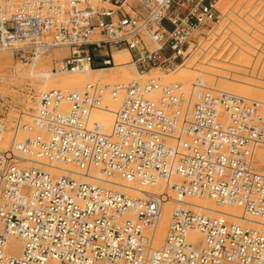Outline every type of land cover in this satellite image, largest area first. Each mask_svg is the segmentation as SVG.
<instances>
[{"label": "built area", "instance_id": "built-area-1", "mask_svg": "<svg viewBox=\"0 0 264 264\" xmlns=\"http://www.w3.org/2000/svg\"><path fill=\"white\" fill-rule=\"evenodd\" d=\"M220 1L1 0L0 54L23 66L48 56L64 74L108 68L126 51L144 77L222 50L245 54L242 78L264 84V0ZM108 99L119 107L104 133L91 120ZM22 115L0 110V143L7 129L13 138L0 149V264H264L263 232L191 208L173 211L154 249L169 197L140 190L159 182L178 201L264 220V175L253 169L264 103L157 78L43 92L28 124ZM27 126L36 134L16 141Z\"/></svg>", "mask_w": 264, "mask_h": 264}, {"label": "rangeland", "instance_id": "rangeland-1", "mask_svg": "<svg viewBox=\"0 0 264 264\" xmlns=\"http://www.w3.org/2000/svg\"><path fill=\"white\" fill-rule=\"evenodd\" d=\"M1 1V0H0ZM236 1H238V0H221V2H220V4H226V5H230V4H232V3H234V2H236ZM239 2H241V1H239ZM58 52H60V51H55V54L56 53H58ZM122 53V52H121ZM121 53H117V51H113V65H111L110 67L112 68V66L113 67H118L117 68V70H115V71H113V72H108V73H105V74H103L104 76H106L105 77V79H107L108 81H102V79L103 78H99L98 80H97V82H95V83H99L100 85H103V86H105L106 84H108V85H113V82H111L112 81V79L113 78H115L116 76H118V74L119 75H123V74H125V76H126V74H127V76H131V78H132V80H140L141 82H145L146 80H148V79H157V77H156V74H158V72H156V71H152V72H150L148 75H146V76H144V77H142V78H137L136 77V72H135V70H134V68L130 65V60H129V58H125L124 57V55L123 54H121ZM224 53V54H223ZM210 53L208 52L207 54H206V56L205 57H202V58H200L198 61H200L199 62V66H197L196 64L194 65V63L197 61V59L198 58H194L189 64H187L186 65V67L188 68H190V70L187 72L188 74L185 76V77H182L180 74H179V69L177 70V71H175L174 73H171V74H169V75H163V74H158V77H159V75H160V77H162V79L163 78H166L167 77V80H168V82L170 83V81H172L171 83H179V84H181L183 87H185V88H189L190 87V85L188 86V85H186L185 84V82L186 83H191V85H193V84H195L199 89H205L206 87H205V85H203V84H201V83H199L197 80V78L199 77H201V76H199V75H201V73H203V72H205V68H204V65L206 64V63H209L208 61H213V62H217L218 63V65L220 64V65H224L223 67H225V66H228L226 63H221V62H218V58L220 57L219 56V54L221 55V57L219 58V59H221V60H225V57H226V59L227 60H229V62H231V61H233V60H236V58H237V60L239 59V61H240V63H242V66H240V67H229L233 72H231V75H233V80H236V81H234V83H231L230 82V80H228V79H225V78H216V77H210V79L209 78H207V80H210V81H212L211 83L212 84H210V81L208 82L209 84H210V86H212V87H210V86H208L209 88H216V87H218V85L220 84V85H222V83H223V81H224V84L227 82V86H228V83L230 84H232L231 85V87L230 88H232V86H234V87H236V90L238 91V89L237 88H239V89H241L243 86H247L248 88H246L247 90H250L251 91V95H253L254 93H256V92H258L256 89H258V90H261V91H263L264 90V84H261V83H257V82H249V81H246L244 78H242L243 76H242V74H245V71L241 68V67H245V65H246V61H247V59L245 58V54L243 55L242 53L240 54V53H238L239 54V56H238V54H237V56H235L236 54H227V52H224V51H218L217 53L215 52L213 55H211V56H208ZM233 55V56H232ZM228 56H229V58H228ZM244 56V57H243ZM62 57V56H61ZM211 57L212 59H209V58ZM55 58H58V57H55ZM205 58H208V59H205ZM213 58L215 59V60H213ZM217 58V59H216ZM233 58H235V59H233ZM231 59H233V60H231ZM242 61H241V60ZM205 60V61H204ZM217 60V61H216ZM220 60V61H221ZM222 61V62H226L227 60H225V61ZM243 60H244V62H243ZM205 62V63H204ZM229 62H227V63H229ZM129 63V66L127 65ZM203 63V64H202ZM124 64V65H123ZM191 64H193V65H191ZM31 65L32 64H30V65H28V66H23V65H20V64H18L15 60H13L12 58H11V55L10 54H6V53H3V54H0V110H2V111H4V113L7 115V118H8V120L9 121H12L13 119H16L17 117H18V113L20 112H22L24 115H22V122H23V124H28L29 122H30V120H29V118H30V116H31V114L34 112V110H35V108H36V105H37V101H38V96H39V94L41 93L40 92V89H41V86H43V80L42 79H37V78H31L29 75H28V71L32 68L31 67ZM195 66V67H194ZM202 67V68H201ZM193 68V69H192ZM34 71H37V72H39V73H42V71H44V72H49L51 75H54L55 73L54 72H51V57H44V58H41L40 60H38L37 62H36V65H35V67L34 68H32ZM103 69H105V68H103ZM196 69V70H195ZM237 69V70H236ZM40 70H41V72H40ZM98 70V69H97ZM197 70H198V72H197ZM203 71V72H202ZM214 71H216V70H214ZM218 71V70H217ZM216 71V72H217ZM236 71V72H235ZM195 72V73H194ZM219 73H220V76H222V74H223V76L225 75V73H226V76L228 77V75H227V72H228V74H230L229 73V71H223V73H222V71L220 70V71H218ZM217 72V73H218ZM194 73V74H193ZM199 73V74H198ZM216 73V74H217ZM177 74H179L178 76H177ZM115 75V76H114ZM176 75V76H175ZM196 75V76H195ZM204 75V74H203ZM219 75V74H218ZM154 76V77H153ZM182 78H181V77ZM156 77V78H155ZM178 77V78H177ZM56 78V76H51V78L50 79H55ZM130 77H129V79H131ZM183 78H185L186 80H184ZM215 80H214V79ZM172 79V80H171ZM175 81H174V80ZM181 81H180V80ZM239 79V80H238ZM243 79V80H242ZM179 80V81H178ZM221 80V81H220ZM165 81V79H163V82ZM190 81V82H189ZM107 82V83H106ZM167 82V81H166ZM165 82V83H166ZM167 82V84H169ZM214 82L215 83H217V84H214ZM219 82H221V83H219ZM103 83V84H102ZM164 83V84H165ZM206 84V85H209V84ZM236 83V84H235ZM246 85H245V84ZM238 84H239V86H238ZM249 86H248V85ZM219 85V86H220ZM226 85V84H225ZM216 86V87H215ZM240 86H242L241 88H240ZM250 86H252V87H250ZM257 86V87H256ZM234 87L232 88V89H234ZM255 87V88H254ZM83 88V86L82 87H78L77 89H71V90H81ZM250 88V89H249ZM253 88V89H252ZM259 88H262V89H259ZM53 89H60L59 87H55V86H51V85H49V87H46L45 89H43L42 90V92L44 91V92H47V91H50V90H53ZM243 89H245V88H243ZM255 89V90H254ZM214 92H216L215 90H213ZM233 92L235 91V89L234 90H232ZM231 91V92H232ZM240 91V90H239ZM245 91V90H244ZM255 91V92H254ZM240 92H242V90L240 91ZM254 92V93H253ZM264 92V91H263ZM263 92H258L257 93V99L259 98L258 97V94H261L262 93V96H263V98H264V94H263ZM234 93H236V92H234ZM238 93V92H237ZM244 93V92H243ZM251 95H250V98H252L251 97ZM255 96H256V94H254ZM247 96H249V95H247ZM246 96V97H247ZM261 95H260V97H262ZM247 98H249V97H247ZM246 98V99H247ZM254 98V97H253ZM256 98V97H255ZM254 98V99H255ZM250 100V99H249ZM109 102H110V100H109ZM119 105V104H118ZM118 107L119 106H116V110L118 109ZM102 119V117H99V119ZM28 127V126H27ZM29 130V129H28ZM27 129L24 131V132H19L18 134H17V136H16V138H15V140H23L24 138H31V137H33L35 134H36V132L35 131H31V132H29ZM3 137H6V138H10L11 140L13 139L12 138V133H11V131L9 130V129H7L5 132H4V134H3ZM4 139V138H3ZM6 146V147H5ZM5 146H1L0 145V149H2L3 150V148L5 147L6 149L8 148L7 147V145H5ZM3 147V148H2ZM4 148V149H5ZM264 148H262V149H259V150H263ZM258 154V153H257ZM256 160V170L259 172V173H261L262 175L264 174V158H260V155H257L256 156V158H255ZM164 188V187H163ZM152 189L150 188V191H151ZM155 190H156V188H155ZM157 191H160V192H165V191H163L162 189H158ZM171 191V190H170ZM172 192V191H171ZM170 192V193H171ZM166 193V192H165ZM172 194V196L175 198V195H174V193L172 192L171 193ZM185 200V199H184ZM210 208H212L213 209V206H212V204H211V206H210ZM191 210V209H190ZM227 210H228V208H226V209H223V211L222 212H227ZM229 221H231V222H233L232 220H229ZM252 222H257V223H264V220H256V221H254V220H251ZM249 228H252V229H259V231L260 232H264V227L263 226H257V224H255V223H253V224H250L249 223V226H248ZM263 228V229H262ZM161 247H159L158 249H160Z\"/></svg>", "mask_w": 264, "mask_h": 264}, {"label": "bare ground", "instance_id": "bare-ground-1", "mask_svg": "<svg viewBox=\"0 0 264 264\" xmlns=\"http://www.w3.org/2000/svg\"><path fill=\"white\" fill-rule=\"evenodd\" d=\"M221 2V1H220ZM220 4V3H219ZM220 5H222V4H220ZM55 51L57 52V51H60V52H58V53H56L55 54ZM65 51L64 50H54L53 51V55L55 56V57H58V58H61V56H63L65 53H64ZM122 52V53H121ZM117 53H121V54H123L124 55V57L127 59V58H129V60H130V57H129V55H128V53L126 52V51H117ZM6 54H8V53H6ZM224 54V53H223ZM241 54V53H240ZM244 55V54H243ZM211 56V55H210ZM219 56L221 57V55L219 54ZM235 56H237V54L235 55ZM238 56H239V54H238ZM237 56V57H238ZM112 57H113V55H112ZM219 57V58H220ZM244 57V56H243ZM209 58V57H208ZM208 58H205V59H208ZM217 59L218 60V62H221V63H226L228 66H225V67H223L224 65H218V63L217 62H213V61H208L209 63H206L205 65H204V68H205V72H203V73H201V75H199V76H201L200 78L198 77L197 79V81L199 82V83H201V84H203V85H205V89H210V90H215L216 92H223V93H228V94H233V95H237V96H240V97H243V98H247V97H249V98H247V99H250V100H253V101H256V102H260V103H264V98H263V96H262V93L261 94H258V99H257V93L258 92H263L264 90L262 89V88H259V89H262L263 91H261V90H258V89H256L258 92H256V93H254V94H256V96L253 94V95H251L252 93H251V91L250 90H247L246 88H248L247 86H240V88L241 89H239V88H237L238 89V91L236 90V87H234V86H232V88L234 87V89H235V91L234 92H236V93H234L232 90H234V89H232V88H230L231 87V83H234V81H236V80H233L232 78H233V75H231V72H233L232 70L235 68V67H240V66H242V63H240V61H239V59L237 60V58H236V60H233V59H235V58H233V59H231V60H233V61H231V62H229V60H227L226 59V57H225V60H227L226 62H222L223 60H221V59ZM228 58H229V56H228ZM246 58V57H245ZM209 59H212L211 57L209 58ZM247 59V58H246ZM213 60H215L214 58H213ZM216 60V61H217ZM221 60V61H220ZM224 60V61H225ZM241 60V59H240ZM205 61V60H204ZM242 61V60H241ZM227 62H229V63H227ZM243 62H244V60H243ZM247 62V61H246ZM205 63V62H204ZM203 64V63H202ZM35 65H36V63H33L32 65H31V67L32 68H34L35 67ZM124 65V64H123ZM128 66H129V63L127 64ZM191 65H193V64H191ZM195 67V66H194ZM229 67H234L232 70L229 68ZM30 69L28 72V75L31 77V78H37V79H42L43 81V86H41V89H40V92L41 93H43L42 92V90L43 89H45L46 87H49V85H51V86H55V87H59L60 89H62V90H65V89H69V90H71V89H77L78 87H82L83 86V88L87 85V84H90V83H95V82H97V80L99 79V78H103L102 79V81H108L107 79H105V77L106 76H104L103 74H105V73H108V72H113V71H115V70H117V68L118 67H113L112 66V68L111 67H108V68H105V69H90V70H87V71H85V72H82V73H64V74H54V75H51L49 72H44V71H42V73H39V72H37V71H34L33 69ZM202 68V67H201ZM193 69V68H192ZM190 70V68L188 67H182V68H179V74L182 76V77H185L189 72ZM196 70V69H195ZM214 70H218V71H222V73H223V71H229V73L230 74H228V72H227V75H228V77L226 76V73H225V75L223 76V74H222V76H220V73L218 72H216V71H214ZM237 70V69H236ZM40 72H41V70H40ZM188 72V73H187ZM197 72H198V70H197ZM236 72V71H235ZM195 73V72H194ZM193 73V74H194ZM217 73V74H216ZM120 74V73H119ZM118 74V76H116L115 78H113L112 79V81L111 82H113V85H125V84H128V83H130V82H132V81H136V80H132V78H131V76H127V74H126V76H125V74H121V75H119ZM136 74V73H135ZM159 74V73H158ZM158 74H156V77L157 78H161V80H162V82H163V79H165V81L163 82V83H165L166 81L168 82V80H167V77L166 78H163L162 79V77H160V75H159V77H158ZM179 74H177V76L179 75ZM199 74V73H198ZM204 74V75H203ZM219 74V75H218ZM51 76H56V78L53 80V79H50L51 78ZM115 76V75H114ZM176 76V75H175ZM180 76V77H181ZM196 76V75H195ZM216 77V78H225V79H228V80H230V84L228 83V86H227V82L224 84V81H223V83H222V85H218V87H216V88H209L208 86H210V84H212L211 82L213 81H210L211 79H210V77ZM129 77L131 78V79H129ZM136 77L137 78H142L141 76H138L137 74H136ZM154 77V76H153ZM155 77V78H156ZM181 77V78H182ZM178 78V77H177ZM207 78H209L210 80H207ZM184 80H186L185 78H183ZM214 79V78H213ZM172 80V79H171ZM174 80V79H173ZM176 80V79H175ZM174 80V81H175ZM180 80V79H179ZM178 80V81H179ZM215 80V79H214ZM239 80V79H238ZM243 80V79H242ZM181 81V80H180ZM210 81V84L208 83ZM221 81V80H220ZM167 82L165 83V84H167ZM172 81H170V83H171ZM187 82V81H186ZM185 82V84L186 85H191V83H186ZM190 82V81H189ZM107 83V82H106ZM169 83V82H168ZM209 84V85H206V84ZM219 83H221V82H219ZM103 84V83H102ZM214 84H217V83H215L214 82ZM236 84V83H235ZM245 84V83H244ZM246 85V84H245ZM248 85V84H247ZM106 86H108V84H106ZM238 86H239V84H238ZM249 86V85H248ZM210 87H212V86H210ZM250 87H252V86H250ZM257 87V86H256ZM82 88V89H83ZM243 88H245V89H243ZM255 88V87H254ZM81 89V90H82ZM204 89V88H203ZM250 89V88H249ZM253 89V88H252ZM53 90H59V89H53ZM242 90V92H240V91ZM245 90V91H244ZM255 90V89H254ZM51 91V90H50ZM76 91H79V90H76ZM199 91H201V90H199ZM232 91V92H231ZM48 92V91H47ZM238 92V93H237ZM244 92V93H243ZM251 93V94H250ZM263 94H264V92H263ZM247 95H249V96H247ZM250 95H251V97L252 98H250ZM260 95L262 96V97H260ZM247 96V97H246ZM107 105H108V107H109V111H105V112H94L93 113V118H92V120L91 121H93V124H96V125H98L99 126V128H100V130L102 131V132H104V133H108L109 131H110V129H111V126H112V120H113V112H115L116 111V106H119L118 105V103L117 102H113V101H110L109 102V99L107 100ZM99 117H102V119L100 118L99 119ZM31 129V127L30 126H28L26 129L28 130V129ZM29 129V130H30ZM4 138V139H3ZM2 138V141H1V143H0V145L1 146H5V145H7V147L9 146V144H10V142H11V139L9 138H6V137H3ZM16 141H21V140H16ZM6 147V146H5ZM4 147V148H5ZM3 148V147H2ZM3 148V149H4ZM6 149V148H5ZM258 153V154H257ZM257 153H256V156L257 155H260V158L262 159V158H264V149L263 150H258L257 151ZM256 156H255V158H256ZM256 160V159H255ZM253 169H254V171L256 172V173H258V174H260V175H262L261 173H259L257 170H256V161H255V164L253 165ZM264 175V174H263ZM150 188L152 189L151 191H150ZM155 188H156V190H155ZM158 189H162L163 191H165L166 193H167V195H168V199H167V203H165L164 205H163V207H162V213H161V218H160V221H159V223H158V225H157V227H156V229H155V231H154V237H153V248L154 249H156V250H160L161 248H162V245H163V242H164V238H165V235H166V232H167V228H168V225H169V220H170V216H171V214L173 213V211H175V210H179V209H182V208H184V209H193V210H195V211H197V212H200V211H202V210H205L207 213V215H209V216H212V217H215V216H217V215H223V214H225V215H228V216H231L232 217V221H235V222H239V223H241V224H244L245 226H249V223L250 224H253V223H255V224H257V226L259 225V226H263L264 227V223H257V222H252L251 221V219H248L247 217H245L246 218V220H250V222H247V221H242V216H241V211L239 210V209H237V208H229V207H224V208H217L211 201H208V200H200V199H195V198H186L185 200H182V201H178V200H176L173 196H172V192L169 190V189H165V188H163V185L161 184V183H157L156 185H154V186H147V187H143L142 189H140L142 192H150V193H160V191H157ZM125 192H127V193H129L131 196H135V194L134 193H132V192H128V191H125ZM171 192V193H170ZM211 204H212V206H213V209L212 208H210V206H211ZM226 208H228V210H227V212H222L223 211V209H226ZM242 221V222H241ZM263 229V228H262ZM256 230H259V229H257L256 228ZM263 232V231H262ZM264 233V232H263ZM188 240L192 243V244H194L197 248H200L201 247V245H202V238L198 235V234H196V233H191V234H189V236H188ZM159 247H161L160 249H158ZM9 248H15L16 250H18V252L20 251V249H21V244L19 243V242H14V241H11L10 242V245H9Z\"/></svg>", "mask_w": 264, "mask_h": 264}]
</instances>
